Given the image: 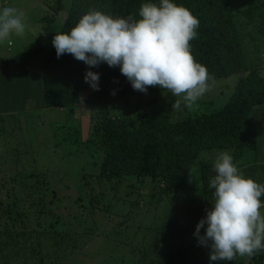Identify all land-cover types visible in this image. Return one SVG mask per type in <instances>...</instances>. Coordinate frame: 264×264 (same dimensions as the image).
Here are the masks:
<instances>
[{
    "label": "trees",
    "instance_id": "1",
    "mask_svg": "<svg viewBox=\"0 0 264 264\" xmlns=\"http://www.w3.org/2000/svg\"><path fill=\"white\" fill-rule=\"evenodd\" d=\"M241 1L172 0L187 8L199 20L197 38L190 42L191 54L196 62L206 67L212 78L209 83L240 75L233 94L221 108L208 106L205 110L190 113L183 111L185 107L182 103L181 110H174L172 105L178 98L162 96L167 90L149 87L146 94L135 91L119 67L101 63L98 67L90 68L70 54L57 58L53 47L37 72L28 70L24 63L19 62L20 57H0V113L33 110L37 105L36 88L39 89L38 107L42 109L74 110L83 105V93L89 91L85 103L97 104L100 108L93 113V128L87 143L94 147V152L101 154L102 161L97 163L95 171L82 172L78 186L77 182L73 186L79 189L76 192L77 209H85L91 215H97L96 210L104 204L112 209L125 203L122 201L137 190L138 196L129 203L132 210L146 207L145 202L151 204L158 201L161 204L162 200L155 198L158 190L167 199L177 197L201 153L207 150H233L234 164L236 159L244 156L246 150L253 151L255 159L252 163L236 165L246 178L264 184V74L259 64L249 65L245 47L264 45V0L250 1L245 5ZM159 2L73 0L61 33H69L82 15L91 9L113 17L132 16L139 19V9L143 3ZM35 50L29 48L26 53ZM87 71L99 75V91L85 83ZM144 95H151V98L146 99L143 109L136 112L131 100ZM117 99L125 101L126 107L122 112L111 114L110 105ZM200 170L205 203L197 210L201 214L200 219H203L213 201L214 189L209 187V181L216 173L213 162H200ZM27 177L29 180L22 184L21 195L30 202L29 210L35 213L39 229L24 232V237H28L27 242L34 236L38 240L44 238V246L42 242L40 244L47 258L65 262L68 256L76 255L85 247L86 243L81 240L84 229L81 233H72L65 230L61 223L55 227L60 220L53 207L55 203L47 201L49 181L46 180V173H29ZM145 177L158 182L159 186L147 192L143 181ZM149 187L152 188V183ZM35 194H40V197H34ZM151 196L155 199L152 200ZM19 197L21 199L14 200L12 194H7L5 215H13L14 208L22 205V196ZM261 201L264 203V196ZM189 215V206L177 216L170 214L167 234L170 244H173L171 264L179 258H185V264H264V250L251 257L237 255L232 261L210 262L209 248H194L193 243L184 241L188 229L191 231L192 228L187 227L190 225ZM18 216L26 217V212L18 213ZM40 216L56 221H51L45 228ZM91 220L87 215L82 221L89 226L85 221ZM182 225L187 229L177 233L175 229ZM201 230L205 231L203 228ZM129 252L136 255L134 250ZM134 257L132 264L133 259L135 264H151L148 255L137 256L138 259ZM40 264H44V260Z\"/></svg>",
    "mask_w": 264,
    "mask_h": 264
},
{
    "label": "rangeland",
    "instance_id": "2",
    "mask_svg": "<svg viewBox=\"0 0 264 264\" xmlns=\"http://www.w3.org/2000/svg\"><path fill=\"white\" fill-rule=\"evenodd\" d=\"M72 1L0 0V9L11 6L23 11L26 24L23 36L14 34L11 36V46L6 41L0 42V57L6 59L20 57L19 62L24 63L28 70L35 72L40 70L43 61L53 48L54 36L61 33L65 25ZM250 1L254 0H242L241 4L245 5ZM245 47L249 65L259 64L264 74V45L249 48L245 45ZM29 48L36 50L33 53H26ZM239 78L240 75L235 74L210 82L209 90L193 108H185L183 111L194 113L205 110L208 106L214 109L221 108L233 94ZM35 92L37 105L33 110L0 113V201L3 202H0V264H40L42 260L44 264H132L134 256L136 259L137 256L144 255H148L151 264L154 262L171 264L170 254L173 244H170L167 234V223L170 214L177 216L187 206L190 212L188 217L190 225L188 224L187 227L192 226V228L191 231L188 229L184 241L187 244L193 243L194 248L200 246L194 236L196 225L201 220L197 208L205 203L200 162H213L218 151H228L234 161L233 150L214 149L202 152L186 184L175 198L162 197L158 190L155 198L161 199V204H158V201L151 204L145 202L146 207L132 210L129 203L138 196L139 190H137L122 201L125 203L112 209L104 204L102 208L96 210L97 215H91L85 209L81 211L77 209L76 192H79V189L74 188L73 185L77 182L78 186L82 172L95 171L97 163L102 161L101 154H98V151L94 152V147L88 146L87 143L93 128V113L100 107L97 104L85 103L89 96V91H85L82 97L83 105L77 106L74 110L42 109L38 107L39 89L36 88ZM162 96L176 97L168 91L162 93ZM148 98H151V95L132 98L136 112L143 109L144 101ZM125 107L126 102L117 99L111 103L109 112L117 114ZM254 159L255 153L246 150L242 158L236 159V164L247 165ZM29 173H46V180L49 181L47 185L49 189L46 191L47 201L55 203L53 207L57 213L56 217L58 216L60 220L59 223H55V227L61 223L65 230L72 233L77 231L81 233L84 229L81 240L86 243L85 247L76 255L68 256L65 262L47 258L40 244L42 242L44 246V238L38 240L34 236L27 242L28 237H24V232L39 229L36 225L38 220L35 213L29 210L30 202L24 200L21 195L22 184L29 180L27 177ZM13 178L16 180L14 181ZM143 181L147 192L159 186L158 182H153L149 177H145ZM150 183L152 188L149 187ZM68 185L72 187L69 188ZM8 193L14 196V200L21 199L19 196H22L20 201L22 205L14 208L13 215L4 214L7 209L5 199ZM34 197L39 198L40 194H35ZM155 198L151 196L152 200ZM23 212H26V217L19 218L18 213ZM87 215L92 218L90 222L85 221L89 226L82 221ZM41 218L45 228L51 224V221H56L51 218L48 219L49 221ZM187 227L182 225L175 230L177 233L184 232ZM204 232L201 230V235ZM200 249L205 250L207 247L201 246ZM131 250H134L136 255L130 253ZM122 259L125 261H121ZM185 263V258H179L172 264ZM133 264H135L134 259Z\"/></svg>",
    "mask_w": 264,
    "mask_h": 264
},
{
    "label": "clouds",
    "instance_id": "3",
    "mask_svg": "<svg viewBox=\"0 0 264 264\" xmlns=\"http://www.w3.org/2000/svg\"><path fill=\"white\" fill-rule=\"evenodd\" d=\"M139 17H113L91 9L69 33L54 36L57 58L70 54L90 68L101 63L119 67L133 90L146 94L149 87H159L182 98L172 105L174 110H181L182 103L192 109L212 79L191 54L199 20L172 0L143 3ZM25 28L23 11L11 6L0 9V42L11 46V36H23ZM85 83L99 91L97 73L87 71ZM213 171L211 208L194 233L198 244L209 248L210 262L251 257L264 250V184L246 178L228 151L216 153Z\"/></svg>",
    "mask_w": 264,
    "mask_h": 264
}]
</instances>
